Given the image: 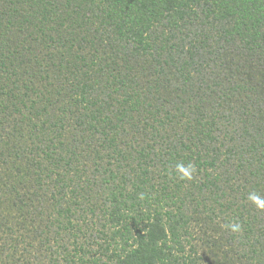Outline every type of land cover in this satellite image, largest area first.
Masks as SVG:
<instances>
[{"label":"trees","instance_id":"16d2710c","mask_svg":"<svg viewBox=\"0 0 264 264\" xmlns=\"http://www.w3.org/2000/svg\"><path fill=\"white\" fill-rule=\"evenodd\" d=\"M252 192L264 0H0V264H264Z\"/></svg>","mask_w":264,"mask_h":264},{"label":"clouds","instance_id":"9594fccd","mask_svg":"<svg viewBox=\"0 0 264 264\" xmlns=\"http://www.w3.org/2000/svg\"><path fill=\"white\" fill-rule=\"evenodd\" d=\"M175 171L180 180H192L194 178L193 173H195L196 167L192 163H189L187 165L183 163H177ZM138 198L140 200H143L145 198V194L140 193ZM248 199L250 202L256 205L257 208H259L260 210H264V196H261L256 192H252L249 194ZM223 227L228 228L232 232L241 231V225L239 223L230 222L229 224L224 225Z\"/></svg>","mask_w":264,"mask_h":264}]
</instances>
